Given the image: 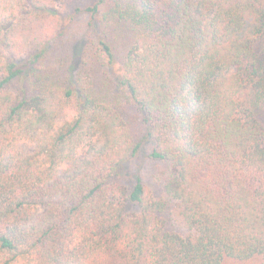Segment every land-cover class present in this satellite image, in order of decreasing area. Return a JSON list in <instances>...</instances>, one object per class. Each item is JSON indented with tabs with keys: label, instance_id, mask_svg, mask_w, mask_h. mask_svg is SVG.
Segmentation results:
<instances>
[{
	"label": "trees",
	"instance_id": "trees-1",
	"mask_svg": "<svg viewBox=\"0 0 264 264\" xmlns=\"http://www.w3.org/2000/svg\"><path fill=\"white\" fill-rule=\"evenodd\" d=\"M58 1L0 0V264H264V0Z\"/></svg>",
	"mask_w": 264,
	"mask_h": 264
},
{
	"label": "rangeland",
	"instance_id": "rangeland-1",
	"mask_svg": "<svg viewBox=\"0 0 264 264\" xmlns=\"http://www.w3.org/2000/svg\"><path fill=\"white\" fill-rule=\"evenodd\" d=\"M92 0H59L58 5L61 9H63L64 15H65V23H66V9L67 10H73L75 7L83 6L87 3H89ZM78 22V25H83L86 22V19L84 17L78 18L76 20ZM261 261L259 259L253 260L249 262L248 264H261Z\"/></svg>",
	"mask_w": 264,
	"mask_h": 264
}]
</instances>
